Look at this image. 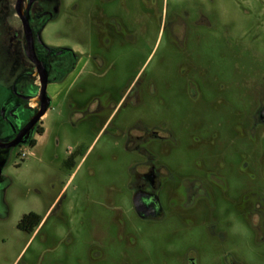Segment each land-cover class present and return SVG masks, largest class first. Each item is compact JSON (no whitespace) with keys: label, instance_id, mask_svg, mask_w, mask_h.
I'll return each mask as SVG.
<instances>
[{"label":"rangeland","instance_id":"1","mask_svg":"<svg viewBox=\"0 0 264 264\" xmlns=\"http://www.w3.org/2000/svg\"><path fill=\"white\" fill-rule=\"evenodd\" d=\"M15 3L0 0V140L3 105L42 85ZM46 11L48 44L90 54L71 86L47 70L37 144L0 148V264H264V0H34L33 30ZM146 131L161 138L127 148ZM151 161L170 172L162 219L130 186ZM187 180L206 189L193 204ZM31 211L44 219L26 231Z\"/></svg>","mask_w":264,"mask_h":264},{"label":"flooded vegetation","instance_id":"2","mask_svg":"<svg viewBox=\"0 0 264 264\" xmlns=\"http://www.w3.org/2000/svg\"><path fill=\"white\" fill-rule=\"evenodd\" d=\"M27 2L26 6L24 7V2ZM34 0H24L22 10L24 14L27 17V12L30 8L31 2ZM17 2V0H16ZM15 9H16V3H15ZM17 12V10H16ZM18 15V13H17ZM19 16V15H18ZM56 15H54L50 11L42 12L38 14V20L40 22V26L36 27L33 31L34 36V43L38 42L41 50L40 55L36 53L41 60V62L44 64L45 68L47 70L53 69L55 74L53 77L54 82H62L66 80L70 74L76 71V69L81 65V59L87 55L90 54V52H81L75 50L71 46L66 45H50L48 44L43 36L42 33L47 26V24L55 19ZM20 18V16H19ZM21 19V18H20ZM22 21V20H21ZM23 24V22H22ZM31 26V25H30ZM24 28V27H23ZM32 28V27H31ZM25 33V31H24ZM184 37V35H183ZM25 43H26V51H27V40L25 36ZM36 49V44H35ZM42 51V53H41ZM44 56L50 60H47L46 58H41L40 56ZM56 58V59H55ZM31 60V59H30ZM95 60H98V57H95ZM103 61V60H99ZM32 62V61H31ZM93 62L89 57H87V65L89 63ZM38 68L36 65L32 62V70H30V74L33 73V71ZM39 72V71H38ZM48 72V71H47ZM40 74V73H39ZM41 80V78H40ZM49 80V78H48ZM36 84V83H35ZM38 86V85H37ZM35 87L34 90H32L30 93L26 94H18L20 97L19 101H11L8 103H5L2 107V113L1 116L5 120V122L9 123L11 126V129L13 131V136L9 137L5 140H0V143H8L13 140H15L20 132L27 126V124L32 120V118L36 115L37 111L41 109V102H40V108L34 109L29 106V100L32 96L35 95L37 97L40 94H37V91H39L40 88ZM126 97V101L130 100L132 103H138L140 101V90L139 87L135 84L131 90H127L124 93L123 98ZM37 101V100H36ZM40 101V100H38ZM125 101V102H126ZM25 111H29L30 115L28 119H23V113ZM257 119L259 122H264V101L258 110L257 113ZM41 121V119L26 133L22 136L21 141L18 145L21 143H29L31 140L34 139L37 133V127L38 123ZM45 133V132H44ZM43 133V134H44ZM42 134V135H43ZM161 136L157 131H146L144 135H136L132 132H129L127 135V148L128 149H135L141 144L149 142L151 139H160ZM14 147V146H13ZM1 149H8L7 147H1ZM11 148V147H9ZM143 152L147 153V150L145 148L142 149ZM2 172V169H1ZM169 171H163V168H160L156 166L152 161L149 164H146L143 167V170H140L135 174V177L133 180H131L130 186L135 191V196L137 195L139 197V201L143 204V207L141 209V212L138 211L140 216L143 218L148 219H162L164 215V207L162 204L161 197L159 196V191L163 186L164 178H167ZM1 175V174H0ZM185 188H187L186 195L189 197L188 204H193L198 196L204 195L206 193V189L204 186L199 182V180H187L185 183ZM134 196V197H135ZM249 196L246 197L248 199ZM262 204L260 202L257 203V206H261ZM35 212V211H31ZM30 213V212H29ZM38 213V212H35ZM27 214V213H26ZM40 214V213H38ZM25 215V214H24ZM23 215V216H24ZM44 219V216H43ZM43 219L40 221V223L36 226H40ZM36 222V218L32 217L30 220H28L29 224H34ZM258 229L261 230L260 224L256 225ZM35 227V228H36ZM264 238V237H263ZM190 264H195L194 261L190 262ZM231 264H237L235 261H233Z\"/></svg>","mask_w":264,"mask_h":264},{"label":"water","instance_id":"3","mask_svg":"<svg viewBox=\"0 0 264 264\" xmlns=\"http://www.w3.org/2000/svg\"><path fill=\"white\" fill-rule=\"evenodd\" d=\"M23 2L24 0H17L16 10L23 22V27L25 31L26 40H27L28 56L38 68V71L41 76L42 85L39 91H37V94H40L41 109L37 111L36 115L27 124V126H25V128L20 132L19 136L15 140L8 142V143H0L1 147H7V148L13 147L20 143L22 136L26 134L47 113L48 104L51 101L50 97H48L47 95V85L49 82L48 72L36 53L33 31L28 21V18L26 17V15L24 14L22 10ZM0 174H1V168H0ZM134 201H135V206L137 210L141 212L143 204L139 201V197L137 195L134 197Z\"/></svg>","mask_w":264,"mask_h":264},{"label":"trees","instance_id":"4","mask_svg":"<svg viewBox=\"0 0 264 264\" xmlns=\"http://www.w3.org/2000/svg\"><path fill=\"white\" fill-rule=\"evenodd\" d=\"M45 132V129L43 127H37V133L42 135ZM32 146H35L37 144L36 140L33 139L29 142ZM32 217L36 218V222L34 224H29L28 220H30ZM43 219V216L41 214L35 213V212H30L25 214L21 221L19 222L18 226L26 231H32Z\"/></svg>","mask_w":264,"mask_h":264},{"label":"crops","instance_id":"5","mask_svg":"<svg viewBox=\"0 0 264 264\" xmlns=\"http://www.w3.org/2000/svg\"><path fill=\"white\" fill-rule=\"evenodd\" d=\"M76 50V49H75ZM77 51H79V50H77ZM81 52H84V51H81ZM84 68H85V66H83V67H81L80 68V66L76 69V71L75 72H73L72 74H70L69 75V77L66 79V80H68V79H70L73 75H75V77H74V79H72V81H71V83H70V86L75 82V80L79 77V76H81L82 75V72H83V70H84ZM79 70V71H78ZM78 72V73H77ZM65 81V80H64ZM56 83V82H55ZM46 115V114H45Z\"/></svg>","mask_w":264,"mask_h":264},{"label":"bare ground","instance_id":"6","mask_svg":"<svg viewBox=\"0 0 264 264\" xmlns=\"http://www.w3.org/2000/svg\"><path fill=\"white\" fill-rule=\"evenodd\" d=\"M37 77H38V76H37ZM35 79H36L37 82H41V84H42V81L39 79V77H38V78L35 77ZM35 99H36L37 101L40 100V95H38Z\"/></svg>","mask_w":264,"mask_h":264}]
</instances>
